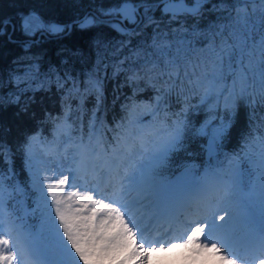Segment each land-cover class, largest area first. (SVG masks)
<instances>
[{
  "label": "trees",
  "instance_id": "16d2710c",
  "mask_svg": "<svg viewBox=\"0 0 264 264\" xmlns=\"http://www.w3.org/2000/svg\"><path fill=\"white\" fill-rule=\"evenodd\" d=\"M160 1L0 0V176L11 220L23 217L26 225H39L46 209L37 204L32 187L34 159L38 141L52 144L58 132L87 134L90 127H101L110 151L137 123L147 124L150 133L182 128V147L152 178L160 183L184 166L201 173L217 161L226 165L229 158L259 153L264 140L259 83L234 100L212 77L213 49L239 27L238 10L243 15L246 6L258 15L264 5L206 0L193 14L173 16L163 13ZM127 3L142 5V14L127 23L131 32L121 35L101 19ZM93 13L101 17L95 24H74L62 34L47 29L25 35L21 29L30 15L46 25L69 26ZM43 31L47 35L39 39ZM221 123L228 133L210 155L209 137L200 130Z\"/></svg>",
  "mask_w": 264,
  "mask_h": 264
},
{
  "label": "snow or ice",
  "instance_id": "6c2138e0",
  "mask_svg": "<svg viewBox=\"0 0 264 264\" xmlns=\"http://www.w3.org/2000/svg\"><path fill=\"white\" fill-rule=\"evenodd\" d=\"M204 2L206 0H198L200 4ZM258 2L264 5V0ZM120 11L125 19L135 22V6L125 5ZM92 23L93 20L86 19L81 23V27ZM235 23L239 27L229 31L228 38L222 39L218 50L213 49L215 72L212 77L213 85L227 90L234 100L249 94V89L256 82L259 83L260 91L264 94V8H261L256 15L255 10L253 13H248L245 6L243 15L238 10ZM40 26L42 25L38 17L29 16L23 20L26 32H32ZM46 27L53 34H62L70 26L47 25ZM229 80H231L230 86ZM183 131L182 128H177L172 133H166L164 130H155L151 133H145L143 130L130 132L128 135L131 143L120 137L117 147L112 149L111 159H105L100 170L107 169L112 186L118 188L121 194L126 187L129 190L143 189L146 184L152 183L156 169L166 162L173 152L182 147ZM227 133L228 125L221 123L210 130L202 128L199 134L209 137V153L214 155ZM137 144L141 150H147L148 144H154L156 152L147 167L141 166L140 171L131 176L126 170L121 174L120 162L132 155ZM3 147L0 145V149ZM101 153L105 157L108 155L99 141L93 146L91 137L87 143L81 137L78 151L73 154L70 164L76 165L77 170L86 168L89 158L100 160ZM68 159L67 156L64 157L65 161ZM184 167L182 174L184 182L175 187L173 195L199 198L209 180L214 181L220 186L221 195L218 198H206L207 210L214 212L223 203L226 205L225 214L232 212L239 217L243 225V235H237L227 224H217L215 219L206 220L202 227H195L191 231V235L185 239V244H196L202 251H208L211 245V250L216 254L221 253V248L227 249V254H220L223 264H238V261L243 260L242 254L234 251L238 247L245 250L254 249L257 255L253 257V264H256V261L258 264H264V152L261 153L259 161L242 157L229 158L226 165L217 161L205 170L203 177L193 172L190 166ZM67 183V175L57 183H52L48 175L41 178L40 173L34 172L32 187L37 193V204L42 203L46 211L41 212L38 226L26 225L23 217H16L12 227L5 232L2 227L5 188L3 177L0 176V264H14V262L15 264H81V262L104 264L105 261L116 259L128 252L130 255L124 264L141 255L144 256L141 264H148L147 254L157 249L151 244L148 248L144 247L142 230L141 243L136 245L134 250L132 249L136 237L133 229L137 228V225L132 219L129 206L121 205L125 212H128L131 224L125 220L124 212L120 207H111L103 200L94 201L92 195L83 196L82 207L75 210L78 213L88 212L89 215H71L64 206L63 189ZM45 184L47 191L44 189ZM18 190L22 191V189ZM75 195L76 193L72 192L67 199L71 200ZM48 197H51L50 201ZM89 204L93 207L89 208ZM101 213L103 216H99ZM232 218L230 217V220ZM57 219L59 224L56 222ZM219 219L223 221L225 216L219 215ZM17 220L19 223H16ZM85 221L87 223H84ZM205 228H208L209 232L205 241L201 243L199 237L204 234ZM213 234H216L215 240ZM218 244L220 247L217 246Z\"/></svg>",
  "mask_w": 264,
  "mask_h": 264
},
{
  "label": "rangeland",
  "instance_id": "374dc122",
  "mask_svg": "<svg viewBox=\"0 0 264 264\" xmlns=\"http://www.w3.org/2000/svg\"><path fill=\"white\" fill-rule=\"evenodd\" d=\"M139 14H142V12L137 13V15ZM87 19L93 20L94 24L97 21L96 18ZM39 21L41 22V20ZM127 23L128 22L124 21L122 25L125 27ZM129 23L133 22L131 21ZM41 25L42 26L36 28L32 32H26L23 29V33L25 35H33L34 32L47 30L46 24L41 22ZM22 28L23 25L21 26V29ZM141 130L146 133L145 124L137 123L126 133L124 138L131 143L128 134ZM81 137H83L85 143L88 142L89 137H91L93 146L99 141L106 150L112 145L105 139L103 130L100 127H90L87 134H82L80 132L78 134V132L75 131H66V133L58 132L56 142L52 144L45 143V145L40 148L38 147L39 151L36 156L37 158L34 159V161L38 162V167L35 172L40 173L41 178H43L44 175H48L50 177V182L57 183L67 175L68 183L64 186L63 192L65 198L64 206L69 214L78 216L89 215L90 213L88 212L78 213L75 210L82 207L83 196L92 195L94 201L103 200L104 203L110 204L111 207H120V210L124 212L125 220L131 224L128 212H125L124 208L121 206L122 204H127L132 213V219L135 220L137 225V228L133 229L136 232V237L132 249L134 250L136 245L141 243V230L145 241L144 247L148 248L151 244L157 249L147 254L148 264H223V261L220 259V254H227V249L221 248V253L216 254L211 250V245H209L208 251H202L196 244H185L186 237L191 235V231L194 230L195 227H202L204 221H211L212 219H215L217 224H227L229 228L235 230L237 235H243V225L239 217L235 216L232 212L225 214V204L221 203L220 207L215 209L214 212H209L207 210L205 203L206 198H218L221 195L220 186L216 182L209 180L205 191L201 193L199 198L195 197V200H191L192 197L188 195H173L175 187L184 182L182 175L176 178L179 180L176 184L175 182L171 183L174 189L168 186L156 187L154 186V182H152L150 185L146 184L143 189L139 190H129L126 187L124 193L121 194L118 188L112 186L110 182L111 177L107 169L100 170L104 164V160L108 159L103 153H101L100 160L90 157L86 168L77 170L76 165L70 164L73 154L78 151ZM117 145L115 147H117ZM121 147L123 146L121 145ZM155 152L156 146L154 144H148L147 150H141L137 144L132 155L120 162L121 174L126 170L131 176L133 173L139 172L141 166L147 167ZM65 156L69 158L68 161L64 160ZM259 158L260 156H258L255 161ZM204 173L199 176L203 177ZM113 175H115V170H113ZM44 189L47 191L46 184L44 185ZM72 192H75L76 195L73 196L71 200H68L67 197ZM164 193L165 196H169V200L164 198ZM182 197L184 198L182 199ZM172 199H174L176 207H174L175 203L171 204ZM50 200L51 197H49V201ZM77 201H80V203H77ZM91 207H93V205L89 204V208ZM52 212L54 215V208ZM178 212L183 213L184 219L182 222L177 221L173 227V220ZM4 214L5 213H3L2 227L4 231L7 232L9 228L12 227V221L5 220ZM219 215H224L225 219L221 221ZM99 216H103V213L99 214ZM230 217L233 218L230 220ZM56 222L59 224L58 219ZM84 223L87 222L85 221ZM152 228L153 231H150ZM172 232L175 233L172 234ZM208 232L209 229L205 228L204 234ZM13 234H15V232ZM213 239H216V234H213ZM161 245H163V247H161ZM217 246L220 247L219 244ZM234 251L240 252L243 256V260L238 261V264H253V257L257 255L254 249L245 250L244 248L238 247L234 249ZM129 255L130 252L124 253L116 259L105 261L104 264H124ZM77 259L79 258L77 257ZM143 259L144 256L141 255L137 259L128 261V264H141ZM81 264H83V262H81ZM256 264H258V261H256Z\"/></svg>",
  "mask_w": 264,
  "mask_h": 264
},
{
  "label": "water",
  "instance_id": "95a60500",
  "mask_svg": "<svg viewBox=\"0 0 264 264\" xmlns=\"http://www.w3.org/2000/svg\"><path fill=\"white\" fill-rule=\"evenodd\" d=\"M195 3L194 4H188L185 0H162L158 3V5H161V9L163 11L164 14H170L173 16H177V15H181L183 13H188V14H193L195 12H197V9H201V7L203 6V4L198 3V0H194ZM243 2L246 3H258V0H256V2H253V0H242ZM125 5H123L122 7H120L119 9H114L112 8L111 11L115 14H118L119 16L116 17H108L105 20L107 22H112V29L117 31L118 33H120L121 35H125L127 34V27L122 25V22L126 21V22H131V20L129 19H125L124 18V14L120 11V9H122ZM128 7H132L135 6L136 9V18H137V13L140 12L141 7H143L142 5H133V4H127ZM95 18L99 19V16L97 14H92ZM88 14L85 18L75 21L72 24H70L69 28L71 29L73 27L74 24H79L81 26V23L83 21H85L88 18ZM136 20V19H135ZM125 32V33H122ZM42 35H47L46 32H42L39 34V39L41 38ZM34 42V41H31Z\"/></svg>",
  "mask_w": 264,
  "mask_h": 264
},
{
  "label": "bare ground",
  "instance_id": "6f19581e",
  "mask_svg": "<svg viewBox=\"0 0 264 264\" xmlns=\"http://www.w3.org/2000/svg\"><path fill=\"white\" fill-rule=\"evenodd\" d=\"M128 30H127V34H129L131 31H130V29L129 28H127ZM166 199L168 200L169 198L168 197H166ZM173 239V238H172Z\"/></svg>",
  "mask_w": 264,
  "mask_h": 264
}]
</instances>
